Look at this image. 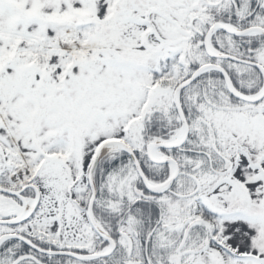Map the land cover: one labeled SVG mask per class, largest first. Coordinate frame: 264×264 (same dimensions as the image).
Masks as SVG:
<instances>
[{"label":"snow or ice","instance_id":"snow-or-ice-1","mask_svg":"<svg viewBox=\"0 0 264 264\" xmlns=\"http://www.w3.org/2000/svg\"><path fill=\"white\" fill-rule=\"evenodd\" d=\"M0 264H264V0H0Z\"/></svg>","mask_w":264,"mask_h":264}]
</instances>
